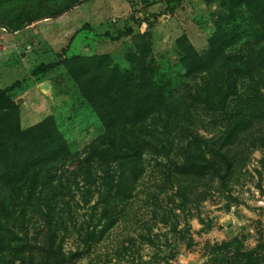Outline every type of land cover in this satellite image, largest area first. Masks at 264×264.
<instances>
[{
  "label": "rangeland",
  "instance_id": "374dc122",
  "mask_svg": "<svg viewBox=\"0 0 264 264\" xmlns=\"http://www.w3.org/2000/svg\"><path fill=\"white\" fill-rule=\"evenodd\" d=\"M57 2L63 7L66 1ZM216 36L231 56L264 46L241 0H91L20 30L0 25V91L14 102L22 130L52 121L68 148L79 152L104 133L83 92L95 69L102 68V82L108 70L131 75L139 61L153 63L173 99L194 82L180 68L177 42L186 37L204 55ZM244 92L253 94L249 87ZM197 117L193 129L228 152L227 180L189 182L177 193L164 184L167 169L148 163L128 209L90 249L80 237L87 208H75L63 244L73 264H264V113L253 124L250 116L243 121L251 129L233 127L236 118L223 121L202 111ZM4 184L0 180V188Z\"/></svg>",
  "mask_w": 264,
  "mask_h": 264
},
{
  "label": "trees",
  "instance_id": "16d2710c",
  "mask_svg": "<svg viewBox=\"0 0 264 264\" xmlns=\"http://www.w3.org/2000/svg\"><path fill=\"white\" fill-rule=\"evenodd\" d=\"M5 1L0 0V25L16 31L91 0H65L63 7L58 0L47 5ZM241 2L264 34V0ZM177 45L180 68L194 82L173 99L158 81L153 63L139 61L131 75L108 70L102 82V68L95 66L83 92L104 133L79 152L68 148L52 121L22 130L14 102L0 91V180L5 183L0 188V253L6 254L1 264H35L36 257L40 264H73L63 244L75 208H87L80 237L90 249L128 209L144 184L148 163L167 169L164 184L177 193L189 182L227 180L232 168L228 152L216 149L192 124L202 111L223 121L236 118L233 127H253L243 121L250 116L253 124L264 113V46L231 56L218 36L204 55L186 37ZM248 87L253 94L244 92ZM230 129L225 124L229 137Z\"/></svg>",
  "mask_w": 264,
  "mask_h": 264
}]
</instances>
